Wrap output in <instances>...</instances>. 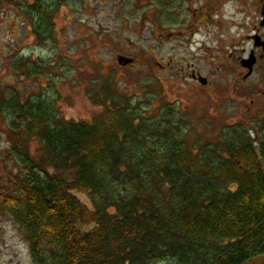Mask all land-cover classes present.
I'll use <instances>...</instances> for the list:
<instances>
[{"label":"trees","instance_id":"obj_1","mask_svg":"<svg viewBox=\"0 0 264 264\" xmlns=\"http://www.w3.org/2000/svg\"><path fill=\"white\" fill-rule=\"evenodd\" d=\"M72 1L32 0L24 14L40 40ZM7 4L16 1L0 0ZM47 66L34 67L35 78ZM112 99L95 122L77 123L61 119L47 95L22 101L0 85V213L12 216L33 263L247 264L263 256L264 125L254 138L228 125L217 142L193 141L177 109L148 116ZM36 139L42 161L30 153ZM76 190L89 192L93 210Z\"/></svg>","mask_w":264,"mask_h":264},{"label":"rangeland","instance_id":"obj_2","mask_svg":"<svg viewBox=\"0 0 264 264\" xmlns=\"http://www.w3.org/2000/svg\"><path fill=\"white\" fill-rule=\"evenodd\" d=\"M15 1L0 8V85L15 89L22 101L47 95L61 119L77 123L95 122L115 106V96L138 112L143 107L148 116L173 107L193 128V141L217 142L228 125L242 126L252 138L261 132L264 105L247 103L264 91V63L233 90L242 72L237 59L252 48L248 34L259 0H75L60 5L46 40L36 36L34 21L24 14L32 0ZM201 11L209 16L207 25L195 18ZM120 58L133 62L122 65ZM43 61L51 68L35 78L34 67ZM234 95L243 100L239 105L224 102ZM30 153L42 161L39 140H33ZM47 170L55 174L54 168ZM73 194L93 210L89 192ZM0 264H34L29 244L7 213H0ZM247 264H264V255Z\"/></svg>","mask_w":264,"mask_h":264},{"label":"flooded vegetation","instance_id":"obj_3","mask_svg":"<svg viewBox=\"0 0 264 264\" xmlns=\"http://www.w3.org/2000/svg\"><path fill=\"white\" fill-rule=\"evenodd\" d=\"M257 4H259L260 9L258 11L257 17H255L251 23V33L248 34L249 40L250 42H252V48L249 52H244L245 54L237 59L238 64L242 69V72L236 75L237 77L235 79V83L233 87L235 93H237L241 85H244L253 77L257 67L261 63H264V0H259ZM195 18L196 19L199 18L198 22L201 23L203 22L202 26L208 24L209 16L208 14L207 15L204 14V12L202 11L200 12V14H196ZM233 41H235V39ZM252 58L254 59V64L250 69L248 65L250 62L249 60ZM250 70H252L251 73ZM194 78L198 81L199 84L200 83L202 85L204 84L205 87L209 86L208 83L209 81L207 79L199 77L198 75L197 76L195 75ZM235 97L236 95L232 96L231 98H225L224 102L226 103L231 102L239 105L243 100L236 99ZM263 105H264V91L261 94L255 95V98H251L247 103V107H263Z\"/></svg>","mask_w":264,"mask_h":264},{"label":"water","instance_id":"obj_4","mask_svg":"<svg viewBox=\"0 0 264 264\" xmlns=\"http://www.w3.org/2000/svg\"><path fill=\"white\" fill-rule=\"evenodd\" d=\"M123 59L126 61L125 63H122V62H123ZM249 61H250V62H249L248 67L251 69L252 66H253V64H254V59L252 58V59H250ZM119 62H120L122 65H123V64H128V63H132V62H133V59L120 58V59H119Z\"/></svg>","mask_w":264,"mask_h":264}]
</instances>
